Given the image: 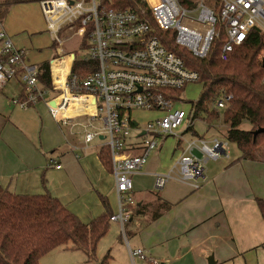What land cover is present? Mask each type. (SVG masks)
I'll use <instances>...</instances> for the list:
<instances>
[{
    "label": "built area",
    "instance_id": "2783aa9c",
    "mask_svg": "<svg viewBox=\"0 0 264 264\" xmlns=\"http://www.w3.org/2000/svg\"><path fill=\"white\" fill-rule=\"evenodd\" d=\"M124 1L39 3L59 53L49 63L51 88L41 81V64H31L27 52L15 48L0 19V89L19 80L23 99L14 98L12 104L27 109L43 102L61 126L80 131L86 147L99 141L101 148L109 149L118 200V213L111 222L120 223L122 230L134 218L131 209L138 203L133 195V176L141 173L153 152L160 149L161 139L174 136L186 123L189 127L195 124L190 122V114L176 109L178 101L183 103L177 92L199 83L200 76L164 46L163 41L169 38L164 33L170 32L177 46L204 60L219 38L216 27L220 23L225 34L221 60L225 62L249 39L253 29L264 35L262 0H219L218 15L204 1L193 8L185 7L180 0H140L139 7L126 6ZM72 38L81 41V48L87 41L85 57L79 59L80 54L73 52L64 55L63 48ZM76 60L90 61V69L84 65L82 74L74 73ZM85 106L84 112L79 110ZM216 106L221 109L225 105L221 101ZM145 111L162 116L142 128L133 114ZM229 152L224 139L192 141L168 173L154 176L156 191L163 190L171 180L198 188L197 181L204 177L207 163L229 157ZM130 257L146 264H161L142 249H130Z\"/></svg>",
    "mask_w": 264,
    "mask_h": 264
},
{
    "label": "crops",
    "instance_id": "0c3cea01",
    "mask_svg": "<svg viewBox=\"0 0 264 264\" xmlns=\"http://www.w3.org/2000/svg\"><path fill=\"white\" fill-rule=\"evenodd\" d=\"M2 1L1 22L11 6ZM211 6L215 8L214 3ZM44 26L56 54L46 20ZM2 28L6 30L4 22ZM23 89L19 80L0 89V187L24 196L48 193L73 214V198L62 183L55 185L57 179L78 192L91 194L94 190L102 193L103 183L114 186V178L99 157L88 152L91 145L86 147L80 131L61 126L43 102L27 109L12 104ZM240 156L235 146L229 157L209 161L204 177L197 181L198 188L171 180L161 191L155 189L157 168L151 156L144 170L133 176V195L140 205L156 204V193L171 208L154 221L152 215L134 216L124 229L129 251L142 249L161 264H264V216L258 205V200H264V159L251 162L240 160ZM78 176L84 183L76 181ZM137 219L136 232H132L129 228ZM132 262L146 264L138 257Z\"/></svg>",
    "mask_w": 264,
    "mask_h": 264
},
{
    "label": "trees",
    "instance_id": "16d2710c",
    "mask_svg": "<svg viewBox=\"0 0 264 264\" xmlns=\"http://www.w3.org/2000/svg\"><path fill=\"white\" fill-rule=\"evenodd\" d=\"M46 0H12L11 6L36 4ZM185 7L197 6L190 0H180ZM126 6L139 7L140 0H125ZM218 6L214 10L219 13ZM219 38L212 44L211 50L204 60L195 58L186 49L177 46L169 36L164 46L180 57L191 71L200 76L202 95L196 102H191L190 122L204 116L209 129L221 118L228 126L224 136L229 144H233L241 152L240 160L257 161L264 156V134L258 136L254 132L264 129V35L259 29L250 32L249 39L234 53L228 61L221 60V52L225 42L223 26L216 27ZM89 36L87 37V40ZM87 41L82 49L87 47ZM74 73H81L84 65L90 69L91 64L76 60ZM44 70L41 81L51 88L49 63H42ZM96 66V65H95ZM185 90V89H184ZM184 90L177 96L184 102ZM23 99V93L21 94ZM224 102V108H218L217 102ZM245 124L249 130L243 129ZM193 132L194 125L188 127L186 133ZM203 139V138H199ZM259 153H261L259 155ZM264 155V154H263ZM99 160L106 170L112 172L109 149L102 147L98 153ZM46 183L43 178V184ZM156 204H141L131 209L135 217L152 215L157 220L171 206L153 193ZM104 208L103 216L84 224L59 199L50 194L18 195L9 189L0 187V264H42L44 255L59 249L78 251L85 255L88 262L96 259L99 242L109 232L111 218L110 204L100 196ZM264 216V200H258ZM134 217V218H135ZM105 264V263H104Z\"/></svg>",
    "mask_w": 264,
    "mask_h": 264
},
{
    "label": "rangeland",
    "instance_id": "374dc122",
    "mask_svg": "<svg viewBox=\"0 0 264 264\" xmlns=\"http://www.w3.org/2000/svg\"><path fill=\"white\" fill-rule=\"evenodd\" d=\"M10 0H3L6 2ZM194 3L204 1L206 7H212L211 4L214 3V7L218 6V0H192ZM214 1V2H213ZM264 1V0H262ZM8 4V3H7ZM5 11H3L4 13ZM2 13V14H3ZM197 20L198 16H193ZM2 22L5 24L6 33L12 38L13 44L16 49L26 50L28 53V60L31 64L51 62L56 54L59 53L56 50H51V39L45 35V26L42 15L41 5L36 4H23L17 6H9V10L6 16L2 18ZM9 28L11 30H9ZM1 48V47H0ZM64 55L69 53H78L80 56L78 58H83L87 55L88 50L81 48V41L78 38H72L63 48ZM13 81V80H12ZM14 83L10 84L13 85ZM184 102L178 101L176 109L185 111L187 114L191 112V102H196L200 99L203 91L202 86L199 83H191L184 90ZM58 103V101H57ZM80 110V109H79ZM66 112L65 114L68 115ZM162 114L149 113V112H134L133 118L135 121L140 123L141 127L144 128L150 121L161 118ZM204 116L200 119L194 121V132L186 133L189 123H186L181 128L176 130L174 136L167 137V139L160 142V149L153 152L152 159L155 158V168H157V175H163L168 173L177 159L181 156V151L187 147L189 143L195 141L199 138H205L206 140H211V138H218L220 140L224 139L223 134L226 133L228 126L221 118L220 122L213 124L214 128L209 129L206 121L203 120ZM85 123L87 119H82ZM96 125V124H95ZM101 128L100 125H96ZM243 129H250V125L245 124ZM80 135V134H79ZM81 136V135H80ZM132 136H136V132L132 133ZM82 138V136H81ZM78 139V138H77ZM72 141V140H71ZM233 144H229V151L234 149ZM264 154V146L261 148ZM97 151V153H96ZM101 151L100 142L94 141L91 144L90 150L88 152L98 158V153ZM158 155L155 156V155ZM261 153H259L260 155ZM261 156H264V155ZM150 159V158H149ZM261 159H264L262 157ZM78 173V171H77ZM61 179H57L55 185L62 183L66 189L69 190L70 198L72 199L71 207L75 212L76 216L84 224L93 219L100 218L103 216V208L101 205L100 196L107 197L110 201V209L112 214L118 213V200L116 196V185L112 186L109 183H103L102 190H94L93 193L89 194L85 191H76L73 187L69 186L67 182H60ZM76 181L84 183L82 177H77ZM50 181L47 179V185ZM60 185V184H59ZM49 188V187H47ZM145 189V188H144ZM112 190V191H111ZM142 197V195L140 196ZM71 210V209H70ZM69 210V211H70ZM72 211V210H71ZM73 212V213H74ZM138 223V219L134 221V226L130 227L129 230L136 232L135 224ZM128 225L125 229L127 230ZM128 232V231H127ZM132 241V240H130ZM132 249H135V245L130 242ZM129 246L126 242L125 231L122 230V225L120 223L110 222L109 232L104 236V238L99 242L98 249L96 252V259L88 262L83 253L71 250L53 251L49 254L44 255L40 263L42 264H133L130 259Z\"/></svg>",
    "mask_w": 264,
    "mask_h": 264
},
{
    "label": "water",
    "instance_id": "95a60500",
    "mask_svg": "<svg viewBox=\"0 0 264 264\" xmlns=\"http://www.w3.org/2000/svg\"><path fill=\"white\" fill-rule=\"evenodd\" d=\"M134 125L137 126L138 123H134ZM260 134H264V129H259V130H257V131L254 132V135L255 136H258ZM142 135H145V134L143 133Z\"/></svg>",
    "mask_w": 264,
    "mask_h": 264
}]
</instances>
